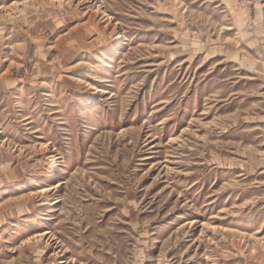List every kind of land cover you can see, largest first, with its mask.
<instances>
[{
    "label": "rangeland",
    "instance_id": "rangeland-1",
    "mask_svg": "<svg viewBox=\"0 0 264 264\" xmlns=\"http://www.w3.org/2000/svg\"><path fill=\"white\" fill-rule=\"evenodd\" d=\"M0 264H264V0H0Z\"/></svg>",
    "mask_w": 264,
    "mask_h": 264
},
{
    "label": "bare ground",
    "instance_id": "bare-ground-1",
    "mask_svg": "<svg viewBox=\"0 0 264 264\" xmlns=\"http://www.w3.org/2000/svg\"><path fill=\"white\" fill-rule=\"evenodd\" d=\"M97 93H99V94H107V92H102L101 90H97L96 91ZM60 186V184H58L56 187H59ZM54 188V187H53ZM52 188V189H53ZM52 189H49V190H52ZM49 190H47V189H42V190H40L38 193L40 194V195H45L46 193H48L49 192ZM43 235H45V234H43ZM41 236V235H40Z\"/></svg>",
    "mask_w": 264,
    "mask_h": 264
}]
</instances>
